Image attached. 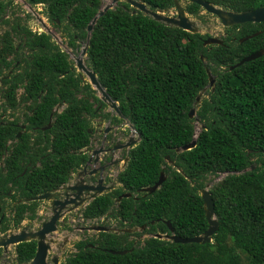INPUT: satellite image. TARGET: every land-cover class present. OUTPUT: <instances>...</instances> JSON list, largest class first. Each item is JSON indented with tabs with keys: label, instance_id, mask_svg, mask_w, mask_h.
Listing matches in <instances>:
<instances>
[{
	"label": "trees",
	"instance_id": "trees-1",
	"mask_svg": "<svg viewBox=\"0 0 264 264\" xmlns=\"http://www.w3.org/2000/svg\"><path fill=\"white\" fill-rule=\"evenodd\" d=\"M25 1L44 7L49 22L75 52L80 42L87 43V29L102 8V0ZM136 1L154 12L175 7L174 0ZM203 1L237 13L264 5V0ZM11 6L10 0L0 3V19L10 28L0 38V110L12 111L15 119L0 127V164L6 158L8 170L0 174V192L14 182L29 198L71 182L89 160L85 150L94 134L92 120L110 115L52 36L5 18ZM185 10L195 17L204 11L188 2ZM226 31L224 46L204 47L209 36L168 27L127 3L98 19L86 65L141 140L127 153L129 162L118 175L119 186L89 203L82 219L103 225L101 220L113 219L122 230L147 228L132 234L99 232L77 242L76 252L63 264H264V56L230 70L264 48V23ZM207 69L216 85L214 92L209 88L204 93L197 108L196 117L205 129H200L196 148L177 154L196 138V119L191 120L189 113L209 86ZM18 108L24 111L27 129L6 155L7 144L20 131ZM51 120L52 127L43 131ZM162 173L167 178L162 186L152 194L143 192L156 185ZM222 174L227 176L210 189L219 223L213 243L177 244L154 238L171 234L167 222L179 237L203 235L209 224L201 191L208 187V177ZM128 193L131 198L118 202ZM37 204L19 207L14 225L22 224L26 212H35ZM10 228L5 225L2 232ZM35 251V242L20 244L17 261L28 264Z\"/></svg>",
	"mask_w": 264,
	"mask_h": 264
},
{
	"label": "water",
	"instance_id": "water-1",
	"mask_svg": "<svg viewBox=\"0 0 264 264\" xmlns=\"http://www.w3.org/2000/svg\"><path fill=\"white\" fill-rule=\"evenodd\" d=\"M119 1L120 0H114V4L118 3ZM174 1L176 3V9L178 10L176 17L168 16L166 15V12H163V11L154 12L150 9V7H148V5H146L143 2L136 1V0H126L127 4H129L133 9L145 14L148 17H151L153 20L159 23H162L168 27H176V28L182 29L191 34H198L197 30L194 28L192 22L190 21V18L187 16V12L177 4L178 0H174ZM183 1L188 2V3H196L200 5L207 13L216 16L221 21L224 28H232V27L244 25L247 23H253V24L264 23V6L258 7L257 9L253 11L237 13L233 11L224 10L223 8H220L211 3L205 2L203 0H183ZM109 10H112V8L110 9V7H107L105 9L103 8V10L101 8L98 15L94 18L92 23L89 25L87 29V32H88L87 43H86V47L81 52V57L87 56V49H88L89 41L91 38V34L94 30V27L98 19L103 17L106 14V12H108ZM40 22L44 25L46 34L52 36L54 41H56L58 45L62 47H66L62 42H59L58 38L54 34H52V32H50L48 28H46V25L42 21V19H40ZM260 34L261 32H258L244 39H241L240 43H244L250 39H253L259 36ZM203 45L204 47L214 46V45L224 46L225 43L223 40L219 38H208L203 42ZM262 56H264V48L244 58L240 63L231 67L230 70H234L238 68L239 66L247 62L254 61ZM204 62H206V60H204ZM76 68L82 74L81 79L84 82L88 80V82L91 84L93 89L97 91L98 96L103 101V103L110 106V108H112L117 113L119 118L123 119V116L119 109L118 102L113 101L111 97L107 94L106 90L99 83L98 77L94 73V71L91 68H89L86 65V63H84L81 59H78L76 61ZM207 73L209 76V86L206 87L202 91V93H200V95L197 97L196 102L194 103V107L191 109L189 113V118L191 120L196 119V124L200 123V120L196 117V113H197L198 106L201 104V100H202L204 93H206V91L209 88H212V92L215 91L216 77L213 76V74L211 73L209 69H207ZM51 127H52V122L48 125V127L44 128L43 131L50 129ZM131 128L134 132H136L132 125H131ZM201 128L205 129V126L202 125ZM20 136L21 135H19V137ZM140 140H141V137L139 136V141ZM139 141L131 142L126 147H129V148L134 147L137 145V143H139ZM196 146H197V136L196 138H194V140L191 143L181 148H178L176 150V153L181 154L187 151H191L194 148H196ZM123 147L124 146L116 147L115 150L122 149ZM95 154H98V152H95ZM91 161H93L92 158L90 159L88 163L90 164ZM97 161L98 159H95V162ZM167 161L169 165L174 166V162H172L169 157H167ZM128 162H129V157L125 159L124 168L127 166ZM87 167L88 165H86V167L84 168L85 171ZM166 180H167L166 176L164 175V173H162L156 185H154L151 188L144 189L143 192L150 193V194L156 192ZM99 182L100 183L95 185L91 183L87 184L86 181L83 180L80 183H75L73 185L70 184L67 187L62 186L55 191L48 192L43 195L32 198V200H36V201H52V206L54 207L53 209L54 214L52 215L50 222L44 224L42 230L40 231L38 230L37 232L27 233L26 231L28 228L24 227L23 230H21L20 233L16 235H14L13 233L6 235L2 239H0V248L4 249V252H7L11 246H16V244L18 243L27 242V241H30V239L36 240L38 243V253L35 256V259L33 260L31 264H48L47 262L48 255L51 252L52 244H54V240L48 241V236H50L52 232H55L57 230V226H56L57 222L62 218L64 210L65 212L70 211L71 205L75 207L74 210H78L88 205L92 200H95L97 197L105 194L106 192L112 191V188H108L103 185L102 180H100ZM62 189H66V191L69 193L68 194L66 193L67 195H65V197L60 200L56 198L57 196L56 192H60ZM131 197H132L131 193L124 194L119 198L118 202H120L124 198H131ZM201 198L203 199V202H204L205 215H206V218L209 224L207 231L203 235L195 236L189 239L179 237L174 234V229L172 228L171 223L167 222V225L170 229L171 234L170 235L156 234L154 235V238L159 239V240L171 241L177 244L196 243V244L204 245V244L213 243V236L219 230V223L216 220L215 205H214V201H213L211 192L209 190V187L201 191ZM79 202L84 203V205H81V203ZM146 228L147 226L145 225L142 228L120 230L119 233L132 234V233H136L139 231L143 232L146 230ZM82 231L106 232V233L114 232V230L109 227H106L103 225H95V224L91 225L88 228H83ZM109 252L113 255H126L128 253L127 251H109ZM51 262L53 264H60V259L58 257H52Z\"/></svg>",
	"mask_w": 264,
	"mask_h": 264
},
{
	"label": "rangeland",
	"instance_id": "rangeland-1",
	"mask_svg": "<svg viewBox=\"0 0 264 264\" xmlns=\"http://www.w3.org/2000/svg\"><path fill=\"white\" fill-rule=\"evenodd\" d=\"M7 1L8 0H6V2ZM10 1L12 3V6L7 10L8 21H10L11 23H13L14 21L25 23L27 26L30 27V29H32L35 32H45L44 25L40 22V19H42V21L49 27L50 32H52V34H54L58 38L59 42H62L66 46V47H62L59 45L61 49L70 56V61L76 64V61L78 59H82L83 62L86 63L87 56L81 57V52L86 47V44L80 42L79 44L80 48H78L80 50L76 52L75 50L73 51V49L71 48H67L68 44H65L67 42L66 39L62 37V35L59 33L56 27L51 22H49L46 15L44 14V7L42 5H38L37 7H32L28 5L25 0H10ZM109 1H111V4L108 3ZM123 3H127L126 0H120L116 4H114V0H102V9L103 8L105 9L107 7H110V9L111 8L115 9ZM178 3L182 9L185 8L186 6L185 1L178 0ZM166 15L175 17L177 16V11L173 10L171 11V13ZM187 16L190 18V21L192 22L194 28L197 30L198 34L202 36H209L210 38H219L225 41L226 39L225 36L228 35L226 31L227 28L223 27L221 21L216 16L207 13L205 10L202 11L199 17L192 16L188 13ZM7 30H9V27H7L6 25L3 26L0 23V33H3L4 31ZM16 43L20 44V41L17 39ZM55 43L57 42L55 41ZM78 73L80 72L78 71ZM21 111L22 113H24L22 109ZM104 112L105 114H109L110 116L108 118H99L92 120L93 128H94V134L92 136V141L90 145V148L92 150L93 149L98 150L103 147L107 148L108 147L107 145H111V143H116V142L122 145L124 144L129 145L131 142L139 141L138 134L132 130L129 122L126 120H122V118L120 119L117 113L112 108H110V106L107 105V108L105 109ZM5 117L7 118L8 114H6ZM115 119H118L119 121L115 122ZM196 126H199L201 129L200 124L198 125L196 124L195 127ZM106 129H111V134L108 137L104 136V132ZM96 140L97 142H95ZM128 151L129 149H124L112 153L110 155L111 156L110 158L113 161L111 163L109 162L110 164L108 163L109 164L108 167L104 166L105 165L104 163L103 164L99 163L98 167L95 163H92L91 167L89 169H86L88 170V172L87 171L85 172L84 168L86 166H84L81 170H79L76 174L73 175L71 184L73 185L75 183H80L83 180H85L87 184H90V180L88 178L90 172H92L93 170H97L99 167L103 166L106 168V171L104 172L103 175L98 174L96 180L103 179L105 180L103 182L104 185L108 187L115 185L116 187H118L119 185L117 178L119 173L124 169V160L126 159V155ZM226 176L227 174L208 177L207 186L209 187V190L212 189L213 186H215L221 180H223ZM56 194L59 195L58 199L65 197L64 189H62L60 192H56ZM85 207L80 208L78 210H74L75 207L71 205L70 211L66 210L67 212H65L64 210L63 216L58 223V231L56 234L53 235V239L55 243L52 245V250L48 258V264H53L51 262L52 257H59L60 264H62L65 261L66 257L76 252L75 245L77 242L86 240L89 237H94L97 234V232H93V231H82L83 228H88L91 225L99 223V222H95V223L85 222L82 219L81 212L84 210ZM53 209L54 207L52 206V201H42L40 207L41 214L39 215L40 217L39 222L35 221L36 224H34V223H30L29 220H26L24 222V225L30 227L32 231L35 230L36 228H38L39 223L49 219V217H51L54 214ZM104 221L106 225L103 226L110 227L115 231L121 230V228L118 227V223L115 220L107 218ZM98 225H102V224L99 223ZM5 256H6L4 258L5 264H16L14 246H11L9 248V251Z\"/></svg>",
	"mask_w": 264,
	"mask_h": 264
},
{
	"label": "flooded vegetation",
	"instance_id": "flooded-vegetation-1",
	"mask_svg": "<svg viewBox=\"0 0 264 264\" xmlns=\"http://www.w3.org/2000/svg\"><path fill=\"white\" fill-rule=\"evenodd\" d=\"M0 3H3V4H6V0H0ZM178 5H179V3H177ZM180 6V5H179ZM264 6V5H263ZM181 7V6H180ZM186 7V6H185ZM262 7V6H261ZM10 8V7H9ZM7 10H8V8L6 9V12H7ZM173 10H176L177 12H178V10L176 9V3H175V7L172 9V10H170V11H168V12H166V14H169V13H171V11H173ZM184 10H185V8H184ZM186 11V10H185ZM4 17H5V15H4ZM176 17V16H175ZM5 18H8V15L5 17ZM0 23L3 25V26H5V23H3L2 22V20L0 19ZM21 23V22H20ZM8 27V26H7ZM30 28V27H29ZM10 29V28H9ZM32 30V29H31ZM33 31V30H32ZM6 31H4L3 33H0V38H1V36H3L4 35V33H5ZM34 33H35V31H33ZM36 33H43V32H36ZM226 38L228 37V35H226L225 36ZM206 40V39H205ZM204 40V41H205ZM203 41V42H204ZM18 45H20V44H18ZM204 46V45H203ZM24 47H25V45H24ZM19 48L17 47V50H18ZM2 90H3V88H2V81L0 80V94H1V92H2ZM6 114H8V117L6 118L5 116H6ZM6 114H4L3 112H2V110H0V127H2V126H8V125H10V124H12V123H14L15 122V119L14 118H11V115H12V111H9L8 113H6ZM15 117H17L20 121L17 123V127L20 129V131L17 133V135H16V138H15V140H10L9 141V143L7 144V148H9V149H7L6 150V152H5V154L6 155H8L9 154V152H10V150L13 148V146L20 140V138L24 135V133L26 132V129H27V125L24 123V119H25V117H24V115H23V113H22V111H21V109L20 108H18L17 109V112L15 113ZM51 122H52V120H51ZM50 122V123H51ZM48 127V126H47ZM46 128V127H45ZM44 129V128H43ZM48 130V129H47ZM46 131V130H45ZM36 133H34V135H35ZM111 134V129H106L105 130V132H104V136H106V137H108L109 135ZM19 135H21L20 137H19ZM95 142H97V140L95 141ZM105 145V144H104ZM108 147L107 148H105V147H103V148H100V149H98V150H92L90 147H88L86 150H85V153L89 156V160H88V162L90 161V159L92 158L93 159V161H91V163L89 164L88 162H87V165L89 166L87 169H89L90 167H91V165H92V163H95L96 165H97V167L99 166V163L100 164H105L104 166H107L108 167V165L113 161L110 157V155L112 154V153H115V152H117V151H121V150H124V149H129L130 150V148L129 147H126L127 145L126 144H124V145H122V144H120V143H118V142H116V143H111V145H107ZM120 146H124L122 149H118V150H115L116 149V147H120ZM95 152H98V154H95ZM128 153V152H127ZM126 158H127V155H126ZM95 159H98V161L97 162H95ZM5 161H6V158H3V160H2V162H1V164H0V167H1V171H0V174H3V175H5V174H7V172H8V170H7V167H6V164H5ZM110 162V163H109ZM109 163V164H108ZM21 165H23V163L21 164ZM28 166V167H27ZM26 166V170H25V172H24V174L27 172V169L31 166V163H29L28 165ZM86 166V165H85ZM87 172H88V170H86ZM85 171V172H86ZM106 171V168L105 167H103V166H101V167H99L97 170H93L92 172H90V174H89V180H90V183L91 184H95V185H97L98 183H100L99 181L100 180H96V177L98 176V174H100V175H103L104 174V172ZM103 182L105 181V180H103V179H101ZM71 183H68L67 185L65 184V186L67 187V186H69ZM104 185V184H103ZM105 187H108V186H106V185H104ZM8 187L10 188L8 191H6V192H0V239H2L3 237H5L6 235H9L10 233H13L14 235H16V234H18V233H20V231L21 230H23V228L24 227H26V228H28L27 229V233H30V232H37L38 230L40 231V230H42V228H43V225L44 224H46V223H48V222H50V219H51V217H49V219H47V220H44L43 222H41V223H39V226H38V228H36L35 230H31L30 229V227H28V226H25L24 225V222L26 221V220H29L30 221V223H34V224H36V222L35 221H38L39 222V220H40V217H39V215L41 214V212H40V207H41V203H42V201H36V200H32V198H34V197H36V196H33V197H23L21 194H20V192H18V185L17 184H14V182H10L9 184H8ZM116 186L115 185H113V186H109L108 188H112V189H114ZM59 189V188H58ZM53 191H55V190H53ZM64 191H65V195H67L69 192H67L66 191V189H64ZM50 192H52V191H50ZM48 193V192H47ZM67 193V194H66ZM57 196H56V198L58 199V197H59V195L58 194H56ZM64 198V197H63ZM63 198H60V200L61 199H63ZM38 203L37 204V207H36V209H35V212H29V211H27L26 212V215H27V217H26V220H24V222L22 223V224H20L19 226H16V225H14L15 224V222H14V219H13V217H14V215H16L17 214V212H18V209H19V207H22L23 205H30L31 203ZM79 203H82V202H79ZM81 205H84V204H81ZM29 216L30 217H35L33 220H31V219H29ZM60 221V220H59ZM59 221L57 222V230L55 231V232H52L51 234H50V236H48V241L49 240H54L53 239V235L54 234H56L57 233V231H58V223H59ZM5 225H8V226H11V228L9 229V230H7L6 232H2V228L5 226ZM122 230V229H121ZM120 231V230H119ZM119 231H118V233H119ZM140 232V231H139ZM142 232V231H141ZM99 233V232H98ZM29 242H35L36 243V251H35V254H34V256H33V258L30 260V262L28 263V264H31L32 262H33V260L35 259V256L37 255V253H38V243H37V241L36 240H32V239H30V241H27V242H23V243H18V244H16V246H14L15 247V260H16V264H20L18 261H17V257H18V252H17V246H19L20 244H25V243H29ZM54 243H55V241H54ZM53 245V244H52ZM91 247V246H90ZM52 250V249H51ZM8 251H9V249H8ZM8 251L7 252H4V249H2V248H0V263L1 264H5V262H4V258L6 257L5 255L8 253ZM49 255H50V253H49ZM49 255H48V258H49ZM59 258V257H58ZM60 259V258H59ZM51 260H52V258H51ZM47 262H48V259H47ZM64 263V262H63Z\"/></svg>",
	"mask_w": 264,
	"mask_h": 264
},
{
	"label": "clouds",
	"instance_id": "clouds-1",
	"mask_svg": "<svg viewBox=\"0 0 264 264\" xmlns=\"http://www.w3.org/2000/svg\"><path fill=\"white\" fill-rule=\"evenodd\" d=\"M131 148H132V147H131ZM131 148H130V149H131ZM124 162H125V160H124ZM123 170H124V169H123ZM123 170H122V171H123ZM70 183H71V182H70ZM66 185H67V184H66ZM118 185H119V184H118ZM64 186H65V185H64ZM115 188H116V187H115ZM115 188H114V189H115ZM114 189H112V190H114ZM109 192H110V191H109ZM106 193H108V192H106ZM92 201H93V200H92ZM92 201H91V202H92ZM91 202H90V203H91ZM87 206H88V205H87ZM87 206H86V207H87ZM86 207H85V208H86ZM85 208H84V209H85ZM81 214H82V212H81ZM103 221H104V219H103L101 222H103ZM95 222H98V221H95ZM95 222H91V223H95ZM98 224H99V223H98ZM98 224H95V225H98ZM100 224H101V223H100ZM102 225H103V224H102ZM106 227H107V226H106ZM109 228H110V227H109ZM114 232L118 233V231H115V230H114ZM97 233H98V232H97Z\"/></svg>",
	"mask_w": 264,
	"mask_h": 264
},
{
	"label": "bare ground",
	"instance_id": "bare-ground-1",
	"mask_svg": "<svg viewBox=\"0 0 264 264\" xmlns=\"http://www.w3.org/2000/svg\"><path fill=\"white\" fill-rule=\"evenodd\" d=\"M109 4H111V1L108 2ZM103 10V9H102ZM46 25V24H45ZM46 28L49 29V27L46 25ZM82 60V59H81ZM83 61V60H82ZM198 125V124H197ZM200 133V127L196 126V136H198V134Z\"/></svg>",
	"mask_w": 264,
	"mask_h": 264
}]
</instances>
